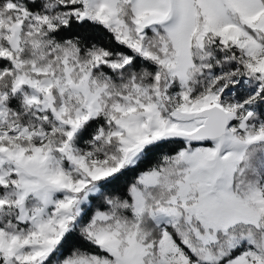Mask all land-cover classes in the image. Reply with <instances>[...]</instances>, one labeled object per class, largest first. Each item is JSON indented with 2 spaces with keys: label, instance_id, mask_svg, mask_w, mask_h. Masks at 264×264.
I'll list each match as a JSON object with an SVG mask.
<instances>
[{
  "label": "snow or ice",
  "instance_id": "1",
  "mask_svg": "<svg viewBox=\"0 0 264 264\" xmlns=\"http://www.w3.org/2000/svg\"><path fill=\"white\" fill-rule=\"evenodd\" d=\"M0 264H264V0H0Z\"/></svg>",
  "mask_w": 264,
  "mask_h": 264
}]
</instances>
